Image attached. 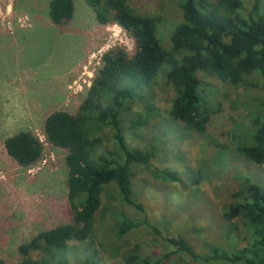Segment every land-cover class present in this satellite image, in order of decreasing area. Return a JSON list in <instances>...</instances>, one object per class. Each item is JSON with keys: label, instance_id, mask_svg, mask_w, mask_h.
<instances>
[{"label": "rangeland", "instance_id": "374dc122", "mask_svg": "<svg viewBox=\"0 0 264 264\" xmlns=\"http://www.w3.org/2000/svg\"><path fill=\"white\" fill-rule=\"evenodd\" d=\"M49 1L0 0V258L7 264L20 263L21 243L72 219L67 150L47 141L44 117L55 110L78 111L107 50L115 46L129 53L135 50L131 34L116 23L99 22L86 0H73V16L62 25L50 20ZM242 1L247 6L252 3ZM129 2L136 12L159 19L157 34L162 45L169 47L171 30L181 19L179 0ZM167 69L164 64L155 82L133 87L120 114L127 143L151 154L148 164L132 167L133 197L145 205L150 224L117 236L121 213L139 214L109 184L102 192L90 239L68 243V264H126L124 256L135 251L139 253L135 264H147L144 259L151 264L159 257L158 264H192L166 241L176 233L201 253L209 245L235 250L250 242L241 221H227L222 212L242 178L264 188V163L237 152L238 145L248 142L249 114L260 100V76L252 73L250 82L235 86L202 74L199 93L218 110L199 133L169 114L174 88L164 78ZM75 80L83 87L77 93L70 87ZM22 129L33 130L44 145L42 159L29 167L20 166L3 144L7 136ZM97 134L102 138L98 153L114 147L107 126ZM166 170L175 172L177 179H165ZM41 255L39 250L29 253L35 259Z\"/></svg>", "mask_w": 264, "mask_h": 264}, {"label": "trees", "instance_id": "16d2710c", "mask_svg": "<svg viewBox=\"0 0 264 264\" xmlns=\"http://www.w3.org/2000/svg\"><path fill=\"white\" fill-rule=\"evenodd\" d=\"M129 1L86 0L99 22L116 23L131 34L135 50L129 53L122 46L107 50L101 56V66L78 111L55 110L44 117L43 133L47 141L67 150V200L73 215L71 221L41 230L21 243L19 264H68L65 254L68 243L90 239L101 208L102 192L109 184H114L119 199L139 214L128 217L121 213L115 229L117 236L150 224L145 205L133 197L132 167L148 164L151 154L127 143L120 114L125 101L132 97V88L155 82L164 64L168 66L164 78L174 88L169 114L199 133L206 130L208 121L218 110L217 105L210 107L200 95L199 85L204 84L200 76L209 73L224 83L239 86L250 82L252 73H258L260 100L256 111L249 114L252 128L248 142L238 145L237 152L252 162L264 163L262 0H252L250 6L242 0H179L181 19L171 30L167 48L157 34L159 19L136 12ZM73 13V0L49 1L48 14L54 24H65ZM127 81L133 83L132 87L122 85ZM103 126L110 129L114 147L98 153L102 138L97 132ZM3 144L6 153L20 166H32L44 154L41 139L30 129L7 136ZM164 178L175 180L177 176L166 170ZM230 197L222 215L227 221H241L251 237L246 246L229 250L209 245L207 252L201 253L178 233L166 241L177 252L185 254L192 264L214 261L264 264V188L249 178H242ZM31 250H39L41 257L31 258ZM138 257V251L128 253L124 262L135 264ZM160 260L161 257L151 264H158ZM143 263L149 264L145 259ZM0 264L7 263L0 258Z\"/></svg>", "mask_w": 264, "mask_h": 264}, {"label": "built area", "instance_id": "2783aa9c", "mask_svg": "<svg viewBox=\"0 0 264 264\" xmlns=\"http://www.w3.org/2000/svg\"><path fill=\"white\" fill-rule=\"evenodd\" d=\"M78 81H80V80H75V81L73 82V85H70L71 89H72L75 93L80 92V91H82V89H83L81 83H78ZM81 81H82V83L85 82L84 79L81 80ZM87 86H89V82L87 83ZM39 138H40V137H39Z\"/></svg>", "mask_w": 264, "mask_h": 264}]
</instances>
